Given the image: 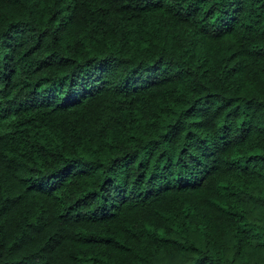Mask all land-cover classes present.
Wrapping results in <instances>:
<instances>
[{
	"label": "trees",
	"instance_id": "obj_1",
	"mask_svg": "<svg viewBox=\"0 0 264 264\" xmlns=\"http://www.w3.org/2000/svg\"><path fill=\"white\" fill-rule=\"evenodd\" d=\"M0 264H264V0H0Z\"/></svg>",
	"mask_w": 264,
	"mask_h": 264
}]
</instances>
